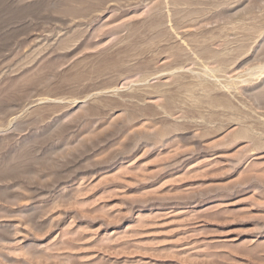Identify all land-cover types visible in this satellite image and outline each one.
Listing matches in <instances>:
<instances>
[{"label": "rangeland", "instance_id": "1", "mask_svg": "<svg viewBox=\"0 0 264 264\" xmlns=\"http://www.w3.org/2000/svg\"><path fill=\"white\" fill-rule=\"evenodd\" d=\"M263 68L264 0H0V264H264Z\"/></svg>", "mask_w": 264, "mask_h": 264}, {"label": "bare ground", "instance_id": "2", "mask_svg": "<svg viewBox=\"0 0 264 264\" xmlns=\"http://www.w3.org/2000/svg\"><path fill=\"white\" fill-rule=\"evenodd\" d=\"M220 72L224 73V71H222V70L215 71V70H212L211 69V70L207 71L205 69V71L203 72V74H205V75H203V74H198V73L193 72V69L192 68L180 67L178 72H175L174 71V73L172 72L173 74H171L170 76H172V77H182V75H184V74H191L192 75V78H194L195 81L197 82V86H196L197 89L200 88V89L205 90L208 87H210V84L213 83L211 81V79H213V77H215V76H212V74H216V73H220ZM193 73H195V74H193ZM263 76H264V68H263L262 71H260V73L258 75H256L255 77H253L251 79L249 78L247 80H243L242 78H244V77L242 75H239L237 77L236 76L235 77H225V76H223L222 78L224 80H222V81H224L225 84H224V86L222 88H224L227 91H229V90H233V91L234 90H239L240 88H242V85L243 84L255 82V81L259 80V79H262ZM207 77H211V79H208ZM218 79H220V78H218ZM219 82H221V81H219ZM134 83H141V84H144V86H147L148 87L149 86L148 84L150 83L149 82V77H142L141 79L132 82V84H134ZM221 85L222 84L220 83V86ZM164 87H166V85ZM164 87H162V88H164ZM117 90L118 89H115V91H117ZM168 91L169 90H163V91L162 90H159L158 92L159 93H162V94H165V93H168ZM165 96H166V94H165ZM167 115L169 117L172 116L171 114H168V113H167Z\"/></svg>", "mask_w": 264, "mask_h": 264}]
</instances>
